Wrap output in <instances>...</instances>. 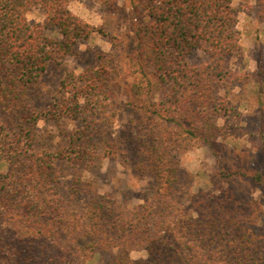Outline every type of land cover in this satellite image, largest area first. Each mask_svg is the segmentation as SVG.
Here are the masks:
<instances>
[{
    "label": "trees",
    "instance_id": "1",
    "mask_svg": "<svg viewBox=\"0 0 264 264\" xmlns=\"http://www.w3.org/2000/svg\"><path fill=\"white\" fill-rule=\"evenodd\" d=\"M71 1L0 0V264H88L101 244L116 249L117 264H136L127 251L139 244L149 254L140 264H264V240L230 198L192 194L190 209L173 200L179 170L173 153L197 140L210 145L240 122L228 97L242 79L227 68L242 54L235 0L130 1L134 42L120 60L134 77L130 91L139 102L143 158L133 170L154 182L152 201L132 211L120 210L114 197L82 178L96 158L95 118L112 95L109 61L98 55L96 67L67 70L45 109L29 102V88L50 61L61 63L74 45L101 31L73 14ZM256 3L264 21V0ZM36 8L44 24L29 22L27 13ZM45 24L61 39L50 38ZM195 49L209 61L190 65ZM259 112L263 138L264 105ZM40 120H54L65 144L36 149ZM68 168L76 177L64 186ZM82 190L90 196L79 211ZM202 209L193 218L190 210Z\"/></svg>",
    "mask_w": 264,
    "mask_h": 264
},
{
    "label": "rangeland",
    "instance_id": "2",
    "mask_svg": "<svg viewBox=\"0 0 264 264\" xmlns=\"http://www.w3.org/2000/svg\"><path fill=\"white\" fill-rule=\"evenodd\" d=\"M130 1L72 0L70 11L101 31L74 45L61 63L50 61L37 84L28 90L32 106L45 109L67 70L79 72L86 67H96L98 55L109 61L112 95L106 101L105 113L95 118L96 130L91 140L97 145L96 158L82 178L91 180L98 192L114 197L122 211H132L135 206L152 201L154 194L153 178L138 176L133 170V165L143 158L139 146V102L130 91L134 77L127 74L120 60L123 47L130 50L134 42ZM234 4L238 8L237 29L241 33L242 54L239 58H231L227 68L242 79L233 84L228 97L238 107L240 122L235 132L219 134L210 145L197 140L188 149L173 153L179 163L173 200L179 207L190 209L193 207L192 194L206 195L216 201L230 198L240 212L250 216L264 240V137L258 135L259 106L264 105V21L256 16V0H235ZM27 18L32 23H45V15L39 8L28 12ZM45 31L50 38L61 39L46 24ZM187 59L190 65L198 66L208 62L209 56L195 49ZM219 92L223 89L219 88ZM71 122L74 127L80 125L77 120ZM217 122L223 125L222 118L218 117ZM62 124L68 127L71 123L63 119ZM35 130L36 149L55 150L58 145L65 144L54 120H40ZM110 142L113 146H109ZM4 171L5 165L0 163V172ZM65 172L68 175L60 182L68 186L76 173L73 168ZM89 196L84 190L78 194L76 207L79 211L85 208ZM190 211L193 218L205 212L203 209ZM117 255L116 249L101 244L88 264H117ZM127 257L140 264L149 259V254L139 244L127 251Z\"/></svg>",
    "mask_w": 264,
    "mask_h": 264
}]
</instances>
